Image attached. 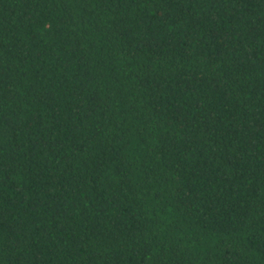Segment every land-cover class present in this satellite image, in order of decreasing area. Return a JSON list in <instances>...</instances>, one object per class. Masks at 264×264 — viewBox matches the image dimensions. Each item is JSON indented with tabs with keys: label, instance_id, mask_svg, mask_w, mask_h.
<instances>
[{
	"label": "trees",
	"instance_id": "1",
	"mask_svg": "<svg viewBox=\"0 0 264 264\" xmlns=\"http://www.w3.org/2000/svg\"><path fill=\"white\" fill-rule=\"evenodd\" d=\"M0 264H264V0H0Z\"/></svg>",
	"mask_w": 264,
	"mask_h": 264
}]
</instances>
